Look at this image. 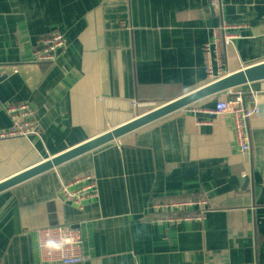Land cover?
I'll return each instance as SVG.
<instances>
[{"label": "crops", "instance_id": "obj_1", "mask_svg": "<svg viewBox=\"0 0 264 264\" xmlns=\"http://www.w3.org/2000/svg\"><path fill=\"white\" fill-rule=\"evenodd\" d=\"M55 32V62H32ZM227 33L229 58L215 46ZM207 41L216 79L264 61V0H0V132L19 102L37 132L0 139V181L209 83ZM244 89L264 109V81ZM214 100L88 154L98 193L82 208L54 171L0 193V264H40L36 231L54 225L81 228L82 264H264V111L241 153L230 116L203 114Z\"/></svg>", "mask_w": 264, "mask_h": 264}, {"label": "built area", "instance_id": "obj_2", "mask_svg": "<svg viewBox=\"0 0 264 264\" xmlns=\"http://www.w3.org/2000/svg\"><path fill=\"white\" fill-rule=\"evenodd\" d=\"M213 8L219 6L220 0H208ZM228 28L223 26V29ZM238 36L232 34H224L222 38V48L219 47L218 40H215V46L223 56L232 57L234 55V38ZM64 40L59 32H55L49 36H42L37 41V46L33 51L32 62L37 64H53L56 60L58 51L62 48ZM206 54V63L203 68L209 80L213 81L214 72L209 63L210 45L207 41L204 45ZM217 63L220 64V53L218 52ZM131 107H136L137 102L132 101ZM191 106V105H190ZM184 108L187 111H194V109ZM254 94L248 93L243 87L229 90L228 92L218 94L212 106L206 108L203 114L209 118L221 114H228L232 122V133L235 144L238 146L241 153L250 152V138L248 132L259 127L258 118L260 112L257 110ZM4 112L8 116L9 126L4 131L0 132V139L23 137L29 138L36 135L35 112L27 102H19L13 105L4 107ZM139 139V136H137ZM59 196L63 202L74 205L78 208L84 207L91 200L97 197L98 188L96 179L89 173L84 172L76 177H73L67 182L61 181L59 188ZM188 205H201L202 202L188 201ZM204 216L201 213L193 218L200 219ZM192 218L189 215L185 217L176 218L175 220H183ZM48 233L56 236H65L71 243L67 244L62 252L55 254H48L41 249L38 244V238H42ZM36 250L40 260V264H82L90 261L89 255L83 252V240L81 228L76 225H54L36 231Z\"/></svg>", "mask_w": 264, "mask_h": 264}, {"label": "water", "instance_id": "obj_3", "mask_svg": "<svg viewBox=\"0 0 264 264\" xmlns=\"http://www.w3.org/2000/svg\"><path fill=\"white\" fill-rule=\"evenodd\" d=\"M262 81H264V61L227 73L177 99L157 105L145 113L136 115L69 149L46 158L32 167L1 180L0 193L50 171L56 172L63 182H67L73 177L88 171L85 162H87V155L92 151L112 143L125 135L134 133L155 121L197 102L215 97L218 94L228 92L235 88ZM121 106L116 105L118 109ZM123 107L126 113L136 112L135 107L132 108L130 105H123Z\"/></svg>", "mask_w": 264, "mask_h": 264}, {"label": "clouds", "instance_id": "obj_4", "mask_svg": "<svg viewBox=\"0 0 264 264\" xmlns=\"http://www.w3.org/2000/svg\"><path fill=\"white\" fill-rule=\"evenodd\" d=\"M258 112L264 111V109L261 108L259 102L257 103V109ZM68 238L65 236H56L53 235L52 233H48L42 238H38L37 244L38 246L45 250L48 254H55V253H60L63 251L65 246L69 243H71Z\"/></svg>", "mask_w": 264, "mask_h": 264}]
</instances>
